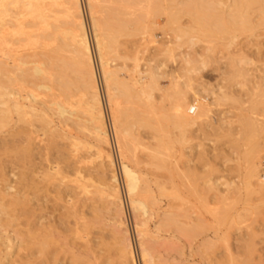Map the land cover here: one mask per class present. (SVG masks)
Listing matches in <instances>:
<instances>
[{
    "label": "rangeland",
    "instance_id": "1",
    "mask_svg": "<svg viewBox=\"0 0 264 264\" xmlns=\"http://www.w3.org/2000/svg\"><path fill=\"white\" fill-rule=\"evenodd\" d=\"M79 3L88 34V40L91 45L94 61L96 63L93 33L91 23L89 21L88 0H79ZM219 4L220 2L217 3L215 1L210 3L201 1L188 2V0H92V9L94 8L92 11H94V18H96L95 20L98 27V38L100 37L99 40L101 39L100 41L103 46L104 43L110 41L108 42L110 46L107 44L105 45L109 47V49H106V47L103 48V54L104 59L108 60L107 63L109 70L115 74V87H112L111 93L113 95V99L115 98L114 103L116 110H120L123 114L121 127L123 126L122 128L127 130V135H122L124 139L126 138V141H122L123 139L121 140L124 143L123 144L120 142L116 132H114L116 131V128L112 116L113 114L111 113L109 105H107L104 87L102 86L103 84L100 82L101 80L98 76L99 97L101 100L102 114L109 143V145L102 146V149L106 154H110L113 161V168L117 177V184L121 197L120 199L123 204V216L124 221L126 222L125 227L127 233L129 234V239L134 247L135 264H142L138 251V238L134 232L135 223L145 220L146 224L143 229L147 235L145 238L147 242L144 244L152 259L151 264H264V173H262L264 172V19L260 18L263 15L260 16V12L257 10L258 7L255 5V7H251L252 9H247V11H250L248 13H246L247 11L244 9V13L247 14L245 15L240 11L238 4L234 5L230 4V2L221 3L222 5ZM242 9L243 8H241V10ZM242 14L244 17L240 16ZM166 15L169 16L170 19H172V16L174 15V22H171L172 20H169V17ZM119 20H122L123 22ZM202 20H205L204 22L206 24ZM244 21H246V23H244ZM170 23H173L172 26ZM257 24H261L262 26H257ZM225 26L227 27L225 28ZM208 27H211V30ZM222 27L224 28V31ZM197 28L199 29L197 30ZM177 30H179L180 33L177 32L176 35L175 31ZM209 32H212L213 35L209 34ZM208 34L209 36H207ZM103 35H105V38ZM177 37H179V39H177ZM17 49L18 48H16V50ZM19 49L17 50L18 52L21 50ZM36 51L37 53L39 52V50ZM21 52L23 60L33 59L32 51L23 52L21 50ZM1 56L2 55L0 53V58ZM188 61L189 64H187ZM135 63L138 65L137 68H135ZM241 69H244L243 71L248 75L246 76L248 79L245 78V81L243 78L239 77V72L237 73L238 75L235 73ZM151 71H155L153 72L156 75L154 76L155 82H153L155 85H153L152 82L150 83V80H148V74L150 73L151 75ZM184 71H188L186 72V75ZM133 80H135V83ZM119 84H124L130 89L131 95L126 96L128 98H126L125 95L123 96L122 93H119V91L122 92V89L116 86ZM151 84L153 85L152 87ZM240 84L243 85L241 86ZM17 86H13L14 88L10 87V89L6 91L8 94H12L13 92V94H15V96L12 94L7 98L13 99V97H16L19 100L21 97L20 101L22 103V98L27 96L26 93H30L32 88H30V86H28V89L27 86ZM148 86H150V88H147ZM242 88H244V90ZM244 91L245 93H243ZM16 93L19 95L17 96ZM179 94L186 96V100L189 105H192L196 99L197 105L202 104L208 109V112L206 108L202 110V116L199 120H197V125L186 127L184 130L181 129V131L178 128V122H176L175 126V117H172L175 115L174 109H172L174 100H170L175 98L178 99L180 97ZM44 96L45 95L40 93L37 97L38 99L36 100L37 103L32 102L29 104L26 103L29 102V99H24L23 104H26V107H28V105L33 106L34 111L38 114V112L40 113L42 110V102L48 100L46 99V96ZM78 96H76V99H72L74 103L78 101V98L80 97ZM231 97H233V99ZM234 97L237 99L240 98V102L238 100L236 101ZM232 100H234L235 103ZM149 101L150 103H148ZM148 104H151L153 107H151V111H149L151 105ZM243 107L246 108L244 109ZM74 109H77L78 113L81 110L79 107H76V105L73 110ZM185 109V114L188 117H192V115L190 116L187 114V108ZM251 109H254V111ZM77 110H74V116L72 115L69 118L67 117V120L63 122L58 118L56 119L55 115L49 113L48 120H51L49 127H52L54 130V135H60L61 138H59L60 140H55V144H58V146H53V149L50 148L51 151H47L49 147L46 146L48 145L46 143L50 140L48 139L50 135L47 132L45 134H48L49 136L43 135V132L45 131L43 125L39 124L40 122L34 119V121H32V128H28L32 131L34 130V134L38 135V138L42 143L37 145L35 142L36 146L39 147L32 150L31 145H29L30 147H26L27 144L24 142L25 140L22 138L23 136L19 137L16 134L20 126L22 127L23 125L15 122V116L12 115L8 125H6V127L4 126L5 128L3 127L0 129V141L4 139V141L6 140L9 144L12 139L11 143L7 145L9 152L2 157V160L5 161L2 162L3 166L5 163L4 168L7 174L6 177H8L6 182L9 188L12 189L10 192L21 191L23 195L28 196L27 198L30 201L28 207L30 210L33 209L32 211L35 212H33L34 215L32 217L30 216L29 220L33 219L36 224L39 222L42 223L43 232L45 234L48 232L47 237L49 239H46L49 241L46 244L50 245H48V247L44 246L43 248L47 247L45 252H47V254L49 253V256L45 257L44 255H39L40 253H38V251L42 250V247L40 248V246H35L36 251H34L35 249H33V251L34 253L36 252V254L33 258V264H62V262L63 264H83L76 259L77 257L74 256H79L81 254L84 255L86 252V255L90 257L91 261L94 259L96 260V264H118L117 254L113 251L112 247L113 239L115 237L114 229L116 227V220L113 219L114 212H111L112 209L109 210V208L112 207L106 203V201H103V204H99L100 202L102 203V201L99 200L96 194L97 190H101L102 188V185L98 183L95 176L96 171L98 170L97 168H99V162L98 160L95 161L94 157H92L98 143L95 140L94 134H92L91 127L88 124L86 125L83 123L85 121L82 119H84L85 116H81L82 114H79V117L76 113ZM243 110L246 111L244 112ZM196 113L197 111L195 114ZM245 113L254 121V123L255 119L256 122L258 120V122L255 123L256 125L259 123V126H256L259 132H257V139L255 138L259 150L256 148V153H258V155L256 154L255 159H252V162L254 160L259 164V166H257V170L259 172L257 173V179L251 180V186L248 187L249 189H246V184H244L245 180H243V173H245V169L247 168L246 163L249 162L248 160H251L247 157V152L250 147H248V145L246 146L243 135H241L242 128L239 121L241 115H245ZM152 114L154 115L151 116ZM236 118H239V120H236ZM148 120L149 122H154V124H156H153L155 126L153 129L145 126L144 123ZM172 120H174V122ZM177 120L176 116V121ZM14 125L19 128H16ZM75 125L78 126L76 127ZM158 126L159 129L157 128ZM11 128L13 129L11 130ZM157 131L161 136L156 135ZM41 134L43 137H41ZM35 135H33V137H35ZM235 135L237 137H234ZM237 138L239 141H237ZM14 140L19 141L14 143ZM120 143L123 145H120ZM1 145L2 144H0V147ZM125 145L128 146V149ZM44 146L48 148L45 149ZM123 146L128 151L127 154L129 157L127 156V163L130 162L129 165L134 167L139 178L140 188L137 196L139 199L144 200L148 207L146 212L147 217H144L145 219H142L138 215L136 218L131 208L128 206V195L125 194V185L122 182L124 180L122 179V175L119 170L120 162H126L122 157V150H120L121 147L124 148ZM56 147H61V150L59 148L56 149ZM25 148H29L31 153L29 152V154L24 152L27 151ZM45 151L47 153H45ZM55 151H60L68 155L70 154L73 159L77 156H84V158H89L91 156L93 161H88V166L86 164L87 167H90L88 169L91 170V172L89 171V175L91 176H86L84 173L81 174L82 176H85L83 182L90 185L88 188V191L90 192L88 200L87 197H83L75 189L74 180L76 175L73 172L64 173L63 171L65 170L62 169L63 165L60 163L56 164L59 169L61 168L63 170L62 171L60 169V171H62L60 175L64 176V180H62L63 182L59 180V175L57 176L59 177V181L56 180L54 182L49 181L50 183H45L46 178L44 177V174L47 171V168L53 164V160H55L53 162L57 161L56 158L58 157V152ZM259 152L261 153L260 155ZM154 153L157 157L156 160L154 158ZM160 160L166 162L165 169L156 168L155 164L157 161L160 162ZM9 162H12L11 165ZM58 165L62 167H59ZM21 174H25L24 176H26V180H24L25 184L21 182L22 179L19 180ZM258 179L263 180L261 182ZM61 182L64 185L61 184ZM215 182L218 184L216 185V188L214 186ZM226 183L229 184L227 185ZM7 184L4 183L3 185L6 186ZM3 185L1 184L0 188H3ZM66 186H68V188H65ZM62 190H65L71 197V206L58 199L61 196L59 194L63 193ZM62 196L64 197V194ZM233 196H237L239 200L237 197L236 200L239 202H236ZM91 200L93 202L90 203ZM235 202L237 205H234ZM218 203L220 205H214ZM94 204H96V206H94ZM32 206L35 209L32 208ZM222 206L227 207L224 209ZM244 206L248 207V210H246V207L243 209ZM63 207H67L68 209L75 207L79 211V224H84L90 221V218L92 219V216L89 214L90 211L92 213L94 209L100 210L98 216V219L100 220L97 219L98 221H94L96 222L93 224L95 226L92 225L91 229L88 231V246L78 240V237H73L74 234L72 232V234L70 231L69 233H66L65 226L59 223L64 212ZM42 211L44 213H42ZM188 218L190 219L188 220ZM20 219L18 222L24 223L25 220H22V218ZM168 219L171 221H168ZM72 220L73 219H70V222H72ZM188 221L190 223H188ZM25 228L26 227L21 226L16 227L15 229H0V255L4 254V256H7V259L4 261L5 263L21 264L20 261L26 256L28 249L15 250L12 248L17 244V240L15 241L13 239L15 241L13 242L12 232L10 233L12 230L17 231V229L22 230ZM71 228L72 226H70L69 229ZM55 229H57V231ZM49 232L51 233L49 234ZM10 235L12 237H10ZM9 239L11 240L10 243ZM70 239H72V243H68ZM69 244H71V247ZM89 249L90 251H88ZM93 255H96L97 257L95 256V258Z\"/></svg>",
    "mask_w": 264,
    "mask_h": 264
},
{
    "label": "bare ground",
    "instance_id": "2",
    "mask_svg": "<svg viewBox=\"0 0 264 264\" xmlns=\"http://www.w3.org/2000/svg\"><path fill=\"white\" fill-rule=\"evenodd\" d=\"M120 1V0H119ZM125 1V0H124ZM129 1V0H128ZM136 1V0H135ZM140 1V0H138ZM146 1V0H145ZM150 1V0H149ZM152 1V0H151ZM157 1V0H156ZM189 1H201V2H210L213 3L214 1L219 3H226V2H230V4H238L240 7V11L242 13H244V11L247 9H252L251 7H258V11L260 12V18L264 19V0H188ZM106 2V1H105ZM111 2V1H110ZM139 3V2H138ZM186 3V2H185ZM105 4V3H104ZM101 4V5H104ZM115 4V3H114ZM154 4V3H153ZM173 4V3H172ZM182 4V3H181ZM188 4V3H186ZM195 4V3H194ZM219 4V5H220ZM136 5V4H135ZM138 5V4H137ZM184 5V4H183ZM192 5V4H189ZM188 5V6H189ZM208 5V4H207ZM222 5V4H221ZM225 5V4H224ZM227 5V4H226ZM237 5V6H238ZM255 5V6H254ZM106 6V5H105ZM113 6V5H111ZM119 6V5H118ZM236 6V7H237ZM117 7V6H116ZM120 7V6H119ZM125 7V6H124ZM131 7V6H130ZM224 7V6H223ZM234 7V6H231ZM250 7V8H249ZM88 8H89V17H90V23H91V28H92V33H93V40H94V50L96 52V63L94 61V57H93V53L91 50V45L89 43L88 40V34H87V30L85 27V22L83 21V17H82V13H81V8H80V3L79 0H0V53H1V58H0V129H2L4 126L6 127V125H8L9 121L11 120V116H15L16 117V123H21L23 126L20 128L16 127V125H14L16 128H19L17 130V135L22 138H24V142L27 144L26 147H30L29 145H31V150L39 147L36 146L38 144H41V140L38 138V135L34 134V130H30L29 128L31 126H33V122L34 120L40 122L39 124L43 125L45 131L43 132V135H50V137L48 139V142L46 144V146L49 147V149H47V151H51L50 148L53 149V146H58V144H55V140L60 138V135H54V130L52 129V127L50 128V121L48 120V115L49 113H51L52 115L56 116V119L58 118L60 121H66L67 117H71L72 115L74 116L75 111L77 109L73 108L75 107H79L80 112L78 113L77 110V114L81 115V116H85L84 120L86 125L88 124L91 127V131L92 134H94L95 136V140L97 141L98 145L97 147H95V150L92 154V157H94V160H98V165L99 168H97L98 170L96 171V179L98 181V183L100 185H102L101 190H97L96 194L99 198V200L102 201V203L100 202L99 204H103V201H106V203H108L112 208L111 212H114V216L113 219H115V229H114V233H115V237L113 239V251H115V253L117 254V260H118V264H135V255H134V247L133 244L131 242V240L129 239V234L127 233L125 224L126 222L124 221V216H123V207H122V202H121V197L119 194V189H118V181H117V177L113 168V161L112 158L110 156V154H106L104 152V150L102 149V146L105 145H109L108 143V135L105 129V124H104V119H103V114H102V108H101V100L99 97V84H98V76H99V80L104 87V93L106 96V101H107V105H109V108L111 109V113L113 114V119H114V123H115V130L114 132H116V134L118 135V138L120 139V142L122 141H126L122 135L126 134V129L121 127L122 124V119H123V114L120 110H116L115 108V103L113 99V95L111 93L112 87L115 85L114 84V79H115V74H113L109 68H108V60L104 59V54H103V48L106 47V49L109 47L105 46L106 44L108 46L110 41H106L107 43L103 44L101 43V39L99 40L98 35H97V24H96V18H94V11H92V0H88ZM103 8V7H102ZM105 8V7H104ZM112 8V7H111ZM128 8V7H127ZM134 8V7H133ZM132 8V9H133ZM151 8V7H150ZM174 8V7H173ZM185 8V7H184ZM215 8V7H214ZM241 8H243L241 10ZM140 9V8H139ZM149 9V8H147ZM239 9V8H238ZM245 9V10H244ZM101 10V9H100ZM123 10V9H121ZM198 10V9H197ZM207 11H209L208 9H206ZM214 10V9H212ZM230 10V9H229ZM232 10V9H231ZM110 11V10H109ZM108 11V12H109ZM117 11V10H115ZM140 11V10H138ZM233 11V10H232ZM106 12V11H105ZM112 12V11H111ZM151 12V10H150ZM158 12V11H157ZM156 12V13H157ZM196 12V11H195ZM212 12V11H211ZM238 12V11H237ZM250 11H247L246 13H248ZM133 13V12H132ZM131 13V14H132ZM175 13V12H174ZM227 13V12H226ZM231 13V12H230ZM246 13H244L245 15H247ZM262 13V14H261ZM103 14V13H102ZM172 14V13H171ZM177 14V11H176ZM191 14V13H190ZM235 14V13H234ZM136 15V14H135ZM170 15V14H168ZM179 15V14H178ZM231 15V14H230ZM108 16V14H107ZM131 16V15H130ZM129 16V17H130ZM142 16V14H141ZM167 16V15H166ZM174 16V15H173ZM173 16L172 19H170L169 16V20L173 21ZM211 16V15H210ZM216 16V15H215ZM220 16V15H219ZM242 17V15H240ZM128 17V18H129ZM146 17V16H145ZM166 17V18H167ZM103 18V17H102ZM122 18V16H121ZM131 18V17H130ZM138 18V17H137ZM141 18V17H140ZM144 18V17H143ZM142 18V19H143ZM192 18V17H191ZM227 18V17H226ZM238 18V16H237ZM236 18V19H237ZM246 18V17H245ZM109 19V18H108ZM124 19V18H123ZM122 19V20H123ZM127 19V18H126ZM146 19V18H145ZM153 19V18H152ZM177 19V18H176ZM205 19V18H204ZM214 19V18H213ZM219 19V18H218ZM222 19V18H221ZM249 19V17H248ZM107 20V18H106ZM114 20V19H113ZM118 20V19H117ZM116 20V21H117ZM119 20V21H122ZM130 20V19H129ZM168 20V19H167ZM168 20V21H169ZM109 21V20H108ZM112 21V20H111ZM118 21V22H119ZM139 21V20H138ZM195 21V20H194ZM201 21V20H200ZM203 22L205 20H202ZM216 21V20H214ZM104 22V21H103ZM123 22V21H122ZM167 22V21H166ZM170 22V21H169ZM199 22V21H198ZM202 22V24H203ZM229 22V21H228ZM133 23V22H132ZM139 23V22H138ZM141 23V22H140ZM190 23V22H189ZM200 23V22H199ZM205 23V22H204ZM216 23V22H215ZM242 23V21H241ZM244 23H246V21H244ZM248 23V22H247ZM257 23V22H256ZM255 23V24H256ZM259 23V22H258ZM111 24V23H110ZM129 24V23H128ZM134 24V23H133ZM142 24V23H141ZM140 24V25H141ZM166 24V23H165ZM171 24V23H170ZM173 24V23H172ZM171 24V26H172ZM206 24V23H205ZM209 24V23H208ZM253 24V23H252ZM262 24V23H261ZM261 24H257V26H262ZM132 25V24H131ZM139 25V24H138ZM204 25V24H203ZM211 25V24H210ZM209 25V26H210ZM225 25V24H224ZM247 25V24H246ZM109 26V25H108ZM128 26V25H127ZM126 26V27H127ZM133 26V25H132ZM136 26V25H135ZM163 26V25H162ZM181 26V25H180ZM216 26V25H215ZM221 26V25H220ZM112 27V26H111ZM150 27V26H149ZM227 26H225L226 28ZM242 27V26H241ZM115 28V26H114ZM119 28V27H118ZM137 28V27H136ZM146 28V27H145ZM154 28V27H153ZM152 28V29H153ZM209 28V27H208ZM211 28V27H210ZM209 28V29H210ZM214 28V27H212ZM223 28V27H222ZM229 28V27H228ZM254 28V27H253ZM111 29V28H110ZM125 29V27H124ZM138 29V28H137ZM151 29V28H149ZM167 29V27H166ZM177 29V28H176ZM199 28H197L198 30ZM206 29V28H205ZM246 29V28H245ZM248 29V28H247ZM250 29V28H249ZM100 30V29H99ZM102 30V28H101ZM129 30V29H128ZM127 30V31H128ZM163 30V29H161ZM174 30V29H173ZM182 30V29H181ZM211 30V29H210ZM216 30V27H215ZM243 30V29H242ZM111 31V30H110ZM130 31V30H129ZM132 31V29H131ZM200 31V30H199ZM219 31V30H218ZM224 31V28H223ZM239 31V30H238ZM106 32V31H104ZM146 32V31H145ZM176 35L177 32L180 33L179 30L175 31ZM174 32V33H175ZM184 32V31H183ZM197 32V31H196ZM203 32V31H202ZM201 32V33H202ZM220 32L222 33V31L220 30ZM219 32V34H220ZM234 32V31H233ZM225 33V32H224ZM239 33V32H238ZM242 33V32H241ZM247 33V32H246ZM110 34V33H109ZM118 34V33H117ZM144 34V33H143ZM146 34V33H145ZM185 34V32H184ZM209 34H212V32H209ZM209 34L207 36H209ZM230 34V33H229ZM232 34V33H231ZM108 35V34H106ZM114 35V34H113ZM122 35V34H121ZM180 35V34H179ZM178 35V36H179ZM213 35V34H212ZM211 35V36H212ZM102 36V35H101ZM105 38V35H103ZM120 36V35H119ZM204 36V35H203ZM226 36V35H225ZM107 37V36H106ZM108 38V37H107ZM114 38V37H113ZM215 38V37H214ZM218 38V37H216ZM220 38V37H219ZM177 39H179V37H177ZM182 39V38H181ZM199 39V38H198ZM226 39V38H225ZM103 40V39H102ZM107 40V39H105ZM111 41H113L112 39H110ZM185 41V40H184ZM189 41V40H188ZM198 41V40H197ZM115 42V41H114ZM195 43V42H194ZM112 45V44H111ZM188 45V44H187ZM231 45V44H230ZM113 46V45H112ZM177 47V46H176ZM189 47V46H188ZM16 48H20L23 52H28V51H32L33 55L31 60H23V56H21L22 52L20 50V52H18L16 50ZM111 48V47H110ZM208 49V48H207ZM36 50H39V52L37 53ZM205 50V49H204ZM110 51V50H109ZM108 51V52H109ZM178 51V50H177ZM36 52V53H35ZM20 53V54H19ZM111 53V52H110ZM180 53V52H179ZM181 55V54H180ZM184 55V54H183ZM198 55V54H197ZM182 56V55H181ZM195 57V56H194ZM243 57V56H242ZM106 58V57H105ZM201 58V57H200ZM231 58V57H230ZM241 58V57H239ZM246 59V58H245ZM250 60V59H249ZM253 60V59H252ZM183 61V60H182ZM181 61V62H182ZM197 61V60H196ZM230 61V60H229ZM242 62V61H241ZM234 63V62H233ZM252 63V62H251ZM189 64V61L188 63ZM240 64V63H239ZM249 64V63H248ZM196 65V64H194ZM137 64L135 63V68H137ZM182 66V65H181ZM187 67V66H186ZM230 67V66H229ZM155 68V67H153ZM152 68V69H153ZM183 68V67H182ZM234 68V67H233ZM232 68V69H233ZM133 69V68H132ZM149 69V68H148ZM156 69V68H155ZM239 69V68H238ZM135 70V69H134ZM151 70V69H150ZM154 70V69H153ZM158 70V69H157ZM156 70V72H157ZM230 70V69H229ZM244 70V69H243ZM242 69L239 71L234 70V72L237 74L238 72L239 77L243 78L245 81V78L247 75L246 72H244ZM246 70V68H245ZM248 70V69H247ZM121 71V70H119ZM241 71V72H240ZM139 72V71H138ZM151 75L150 73L148 74V80H150L149 82L153 84L154 81V76H156L153 72L155 71H151ZM186 72L188 71H184L185 75ZM137 73V72H136ZM246 73V74H245ZM146 74V73H145ZM235 74V75H236ZM126 75V73H125ZM139 75V74H138ZM137 75V77H138ZM228 75V73H227ZM238 75V74H237ZM147 76V75H146ZM159 76V75H158ZM225 76V75H224ZM234 76V75H233ZM250 76V75H249ZM130 77V76H129ZM236 77V76H235ZM238 77V78H239ZM187 78V77H186ZM240 78V79H241ZM123 79V78H122ZM146 79V78H145ZM182 79V77H181ZM248 79V78H246ZM124 80V79H123ZM132 80V79H131ZM231 80V79H230ZM135 80H133L134 82ZM243 81V80H242ZM248 81V80H247ZM250 81V80H249ZM116 82V81H115ZM132 82V83H133ZM119 83V82H118ZM135 83V82H134ZM133 83V84H134ZM143 83V82H142ZM236 83V82H235ZM259 83V82H257ZM261 83V82H260ZM117 84V83H116ZM131 84V83H129ZM151 87L155 84L152 85ZM190 84V83H189ZM237 84V83H236ZM252 84V83H251ZM27 86V89L29 88L28 86H30V88H32V91L30 93H26L27 96L23 97L22 99H29V102L26 103H32V102H36L37 103V97L39 96L40 93H42V95L46 96V99H48L45 102H42V110L38 114L34 111L33 106L28 105V107H26L23 104V100L22 103L20 101V99L18 100L16 97L13 99L12 98H7L8 96L10 97L12 94H8L6 93V91H8L10 89V87L13 86ZM137 85V84H136ZM150 85V84H149ZM179 85V84H178ZM241 86L243 84H240ZM239 85V86H240ZM258 85V84H257ZM17 86V87H18ZM118 87H120L122 89V92L119 91V93H122L123 96H129L131 95V91L129 88H127L126 85L124 84H119L116 85ZM176 86V85H175ZM184 86V85H183ZM189 86V85H188ZM245 86V85H244ZM115 87V86H114ZM187 87V86H185ZM14 88V87H13ZM147 88H150V86H148ZM191 88V87H190ZM237 88V87H236ZM248 88V87H247ZM252 88V87H251ZM12 89V88H11ZM117 89V87H116ZM134 89V88H133ZM152 89V88H151ZM228 89V88H227ZM230 89V88H229ZM244 90V88H242ZM250 89V88H248ZM257 89V88H256ZM262 89V88H261ZM14 90V89H13ZM12 90V91H13ZM115 90V89H114ZM181 90V89H180ZM189 90V89H188ZM225 90V89H224ZM242 91V90H241ZM11 92V91H10ZM37 92V93H36ZM40 92V93H39ZM146 92V91H145ZM178 92V91H176ZM36 93V94H35ZM39 93V94H38ZM117 93V94H119ZM140 93V92H139ZM245 93V91L243 92ZM186 94V93H185ZM230 94V93H229ZM228 94V95H229ZM237 94V93H236ZM259 94V93H258ZM15 96V94H13ZM17 95V93H16ZM19 95V94H18ZM17 95V96H18ZM21 95V94H20ZM80 97H79V96ZM133 95V94H132ZM167 95V94H166ZM44 96V97H45ZM78 96V101L76 103H74L72 101V99H76ZM139 96V95H138ZM146 96V94H145ZM179 98L176 99H170V100H174V103L172 105V109H174V116H172L173 118L175 117V126H176V122H178V128L181 131L184 130L186 127H192L194 125L198 124V121L201 116H202V110H204L206 107H204V105L199 104L197 105V100L195 99L194 103L192 105H189V103L186 100V96L179 94ZM115 97V96H114ZM136 97V95H135ZM236 97V96H235ZM234 97V98H235ZM7 98V99H6ZM43 98V97H42ZM121 98V97H119ZM124 98V97H123ZM128 98V97H126ZM130 98V97H129ZM138 98V97H137ZM136 98V99H137ZM151 98V97H150ZM217 98V97H216ZM233 99V97H231ZM238 98V96H237ZM235 98V100L239 101V99ZM246 98V97H245ZM220 99V98H219ZM224 99V98H222ZM244 99V98H243ZM129 100V99H128ZM146 100V98H145ZM217 100V99H216ZM215 100V101H216ZM125 101V100H124ZM141 101V100H140ZM219 101V100H218ZM234 102V100H232ZM231 101V103H232ZM242 101V100H241ZM261 101V100H260ZM25 102V101H24ZM40 102V100H39ZM131 102V101H130ZM144 102V101H143ZM168 102V101H167ZM171 102V101H170ZM240 102V101H239ZM247 102V101H246ZM244 102V103H246ZM133 103V102H131ZM140 103V102H139ZM150 103V101L148 102ZM158 103V102H157ZM172 103V102H171ZM217 103V102H216ZM229 103V102H228ZM235 103V102H234ZM35 104V103H34ZM126 104V103H125ZM147 104V103H146ZM159 104V103H158ZM230 104V103H229ZM253 104V103H252ZM255 104V103H254ZM40 105V104H39ZM120 105V104H119ZM138 105V104H137ZM151 105V104H148ZM136 106V104H135ZM139 106V105H138ZM146 106V105H145ZM154 106V105H153ZM233 106V105H232ZM237 106V104H236ZM239 106V105H238ZM253 106V105H252ZM143 107V106H142ZM148 107V106H147ZM152 105L150 106V110H152ZM257 107V106H256ZM29 108V111H28ZM118 108V107H117ZM126 108V107H125ZM149 108V107H148ZM185 108H187V114H189L190 116L192 115V117H188L185 114ZM203 108V109H202ZM240 108V107H239ZM244 108V107H243ZM246 108V107H245ZM244 108V109H245ZM250 108V107H249ZM27 109V110H26ZM147 109V108H146ZM160 109V108H159ZM207 109V108H206ZM238 109V108H236ZM126 110V109H125ZM252 110V109H251ZM191 111H193V113H191ZM197 111V113L195 114V112ZM206 111V110H205ZM234 111V110H233ZM238 111V110H236ZM244 111V110H243ZM246 111V110H245ZM244 111V112H245ZM254 111V109L252 110ZM257 111V110H256ZM170 112V111H168ZM208 112V109H207ZM239 112V111H238ZM258 112V111H257ZM262 112V111H261ZM255 113V112H253ZM264 113V112H263ZM166 114V112H165ZM173 114V113H172ZM205 114V112H204ZM235 114V113H234ZM76 115V116H78ZM79 115V117H80ZM132 115V114H131ZM130 115V116H131ZM154 114H152L151 116H153ZM194 115V116H193ZM253 115V114H252ZM54 116V117H55ZM142 116V115H141ZM157 116V115H156ZM176 116H177V121H176ZM53 117V116H52ZM147 118V117H146ZM34 119V120H33ZM78 119V118H77ZM126 119V118H125ZM130 119V118H129ZM149 119V118H148ZM157 119V118H156ZM232 119V118H230ZM258 119V118H257ZM128 120V119H127ZM235 120V119H234ZM236 120H239V118ZM235 120V121H236ZM35 121V122H36ZM77 121V120H76ZM156 121V120H155ZM174 122V120H172ZM171 121V122H172ZM240 125L242 128V132L241 135H243V139L244 142H246V146L248 145V147H250L248 149L247 152V157L249 162L246 163L247 164V168L245 169V173L244 174V179L245 180L244 184H246V189H249L248 187L251 186V180L252 179H257V173L259 172L257 169V166H259V164L252 159H255L256 154L258 155V153H256V148L257 147V132L258 128L256 127L257 125L255 123L256 119H255V123L254 121L245 113V115H241L240 118ZM238 121V122H239ZM37 122V123H38ZM145 122V121H144ZM170 122V124H171ZM172 122V123H173ZM260 122V120H259ZM36 123V124H37ZM125 123V122H124ZM166 123V121H165ZM226 123V122H225ZM235 123V122H234ZM15 124V123H14ZM63 124V123H62ZM80 124V123H79ZM126 124V123H125ZM145 126L148 128H154L156 124H154V122H149L146 121ZM154 124V125H153ZM19 125V124H18ZM26 125V126H24ZM172 125V124H171ZM239 125V126H240ZM13 126V127H14ZM76 126V125H75ZM74 126V127H75ZM78 126V125H77ZM76 126V127H77ZM162 126V124H161ZM226 126V125H225ZM230 126V125H229ZM236 126V125H235ZM237 126V127H239ZM259 126V125H258ZM4 127V128H5ZM29 127V128H28ZM41 127V126H40ZM41 127V128H43ZM131 127V126H130ZM165 127V126H164ZM228 127V126H226ZM231 127V126H230ZM15 128V129H16ZM32 128V127H31ZM113 128V127H112ZM159 129V126L157 127ZM240 128V127H239ZM13 128H11L12 130ZM39 129V128H38ZM81 129V128H80ZM90 129V128H89ZM163 129V128H162ZM229 129V128H228ZM9 130V129H8ZM10 130V131H11ZM114 130V129H113ZM236 130V129H235ZM240 130V129H239ZM16 131V130H15ZM82 131V130H81ZM85 131V130H84ZM159 131V130H158ZM156 135H160V133H158ZM179 131V132H180ZM238 131V130H237ZM14 132V131H12ZM48 134H45V133ZM165 132V131H164ZM240 132V131H239ZM14 133V134H15ZM38 133V132H37ZM162 133V130H161ZM182 133V132H181ZM243 133V134H242ZM263 133V132H262ZM59 134V132H58ZM240 134V133H239ZM261 134V133H260ZM33 135H35V137H33ZM42 135V134H41ZM43 135L41 137H43ZM48 135V136H49ZM64 135V134H63ZM125 135V136H126ZM152 135V133H151ZM231 135V134H230ZM229 135V136H230ZM129 136V135H128ZM161 136V135H160ZM166 136V135H164ZM259 136V135H258ZM232 137V136H230ZM234 137H237L236 135ZM240 137V136H239ZM242 137V136H241ZM38 138V139H37ZM63 138V137H62ZM256 138V139H255ZM7 139V138H5ZM10 139V138H9ZM14 139V138H13ZM61 139V138H60ZM59 139V140H60ZM123 139V140H122ZM180 139V138H179ZM234 139V138H233ZM238 139V138H237ZM122 140V141H121ZM4 139L2 141H0L1 147H0V185L6 183L7 184V178L6 177V172H5V163L3 166V162L4 160H2V157L4 155H6L9 152V148L7 145H9L12 141H10V143L8 144V142H6V140L4 141ZM15 141V140H14ZM13 141V142H14ZM19 140H16L14 143H16ZM23 141V140H22ZM67 141V140H66ZM166 141V140H165ZM183 141V140H182ZM239 141V139L237 140ZM241 141V139H240ZM258 141V140H257ZM36 142V143H35ZM44 142V141H43ZM129 142V141H127ZM116 143V142H115ZM123 143V142H122ZM122 143H120V145H123ZM133 143V142H132ZM175 143V142H174ZM181 143V142H180ZM241 143V142H240ZM13 144V143H12ZM35 144V145H34ZM55 144V145H53ZM129 144V143H128ZM242 144V143H241ZM69 145V144H68ZM117 145V144H116ZM127 145V144H126ZM125 145V146H126ZM132 145V144H131ZM135 145V144H134ZM157 145V144H156ZM155 145V146H156ZM169 145V144H168ZM244 145V144H243ZM264 145V144H263ZM237 146V145H236ZM262 146V145H261ZM10 147V146H9ZM21 147V146H20ZM45 147V146H44ZM48 147H45L48 148ZM62 147V146H61ZM60 147V148H61ZM66 147V145H65ZM124 147V146H123ZM128 146H126L127 148ZM172 147V146H171ZM59 148V147H58ZM56 147V149H58ZM59 148V149H60ZM107 148V146H106ZM122 148V147H121ZM120 150H122V157L126 162H120V172L122 175V179L124 181H122L125 185V190L126 193L128 195V206L131 208L134 216L137 218V215L139 217H141L142 219H145L144 217L146 216V212H147V204L146 202H144V200H141L138 198L137 193L139 190V178L137 175L136 170L134 169V167H132L129 163H127L128 161V154H127V149L124 147ZM160 148V147H158ZM244 148V147H243ZM16 149V146H15ZM23 149V148H22ZM38 149V148H37ZM43 149V148H41ZM55 149V148H54ZM76 149V148H75ZM119 149V148H118ZM126 149V151H125ZM24 152L27 153H31V150L28 148H25ZM61 150V149H60ZM132 150V149H131ZM161 150V149H160ZM170 150V149H169ZM259 150V148L257 149ZM22 151V150H21ZM36 151V150H35ZM54 151V150H53ZM68 151V150H67ZM154 151V150H153ZM157 151V150H156ZM171 151V150H170ZM44 152V151H43ZM58 152V159L56 158V162H53L55 160L52 161V165H50V167L47 168V171L44 174V177L46 178V182H54L56 180H58V178L60 177L59 180H64V176L60 175L61 172L63 171L62 169H64L65 171H63L64 173H69V172H73L76 175V178L74 180V184H75V189L83 196V197H87L88 200V195H90V192L88 191V188L90 187V185H87L83 182L84 177L81 174L84 173L86 174V176H91L89 175V173L91 172V170H89L87 167L89 163L88 161H93L91 156L89 158H84L83 157H75L74 159L71 157V155L69 154H65L62 153L60 151H55ZM60 152V153H59ZM71 152V151H70ZM78 152V151H77ZM152 152V151H151ZM150 152V153H151ZM163 152V151H162ZM261 152V151H260ZM259 152V155L261 154ZM26 153V154H27ZM29 153V154H30ZM45 153H47L45 151ZM44 153V154H45ZM51 153V152H50ZM153 153V152H152ZM238 153V152H237ZM264 153V152H263ZM13 154V153H12ZM23 154V153H22ZM90 154V155H91ZM246 154V153H245ZM9 155V154H8ZM11 155V154H10ZM16 155V154H15ZM28 155V154H27ZM33 155V154H32ZM130 155V154H129ZM154 158L156 160V154L154 153ZM165 155V154H164ZM236 155V154H235ZM19 156V155H17ZM24 156V154H23ZM46 156V155H45ZM56 156V153H55ZM89 156V155H88ZM120 156V155H119ZM118 156V157H119ZM128 156V157H127ZM26 157V156H25ZM150 157V156H149ZM162 157V156H161ZM167 157V156H166ZM165 157V158H166ZM246 157V156H245ZM259 157V156H258ZM7 158V157H6ZM14 158V157H13ZM29 158V157H27ZM91 158V160H90ZM11 159V158H9ZM21 159V158H20ZM43 159V158H42ZM167 159V158H166ZM245 159V158H244ZM258 159V158H257ZM6 160V159H5ZM8 160V159H7ZM158 160V159H157ZM168 160V159H167ZM14 161V160H13ZM12 161V162H13ZM19 161V160H18ZM48 161V160H47ZM130 161V160H129ZM133 161V160H132ZM258 161V160H257ZM5 162V161H4ZM7 162V161H6ZM11 162V163H12ZM21 162V161H20ZM10 163V162H9ZM10 163V165H11ZM50 163V162H49ZM60 163L63 165V168L61 169L62 171H60V169L57 167V164ZM133 163V162H132ZM166 162L165 161H161L160 162H156L155 166L156 168H160V169H165L166 168ZM168 163V162H167ZM17 164V163H16ZM87 164V166H86ZM245 164V163H244ZM23 165V164H21ZM49 165V164H48ZM59 166V165H58ZM154 166V167H155ZM245 166V165H244ZM8 167V166H7ZM18 167V166H17ZM22 167V166H20ZM19 167V168H20ZM62 167V166H59ZM245 168V167H244ZM18 169V168H17ZM22 170V169H21ZM90 171V172H89ZM156 171V170H155ZM166 171V170H165ZM164 171V172H165ZM174 171V170H173ZM167 172V171H166ZM175 172V171H174ZM170 173V172H168ZM264 173V172H262ZM41 174V173H40ZM173 174V173H172ZM25 175V174H24ZM23 174H21L20 179H22V183H24V180H26V176H24ZM33 175V174H31ZM42 175V174H41ZM60 175V176H59ZM59 176V177H57ZM171 176V175H170ZM263 176V175H262ZM10 177V176H9ZM13 177V176H12ZM57 177V179H56ZM181 177V176H180ZM169 178V177H168ZM183 178V177H182ZM195 178V177H194ZM31 179V178H30ZM33 179V178H32ZM173 179V178H172ZM43 180V181H45ZM58 180V181H59ZM260 180V179H258ZM263 180V179H262ZM262 180H260L262 182ZM14 181V180H13ZM17 181V180H16ZM42 181V182H43ZM189 181V180H188ZM25 182H29V181H25ZM49 182V183H50ZM63 182V181H62ZM61 182V184H63ZM35 183V182H33ZM59 183V182H58ZM190 183V182H189ZM242 183V182H241ZM25 184V183H24ZM32 184V183H31ZM42 184V183H41ZM213 184V183H212ZM227 185L229 183H226ZM47 185V184H46ZM64 185V184H63ZM190 185V184H189ZM216 185H218L215 182V188L217 187ZM223 185V184H222ZM238 185V184H237ZM243 185V184H242ZM261 185V184H260ZM4 186V185H3ZM33 186V184H32ZM39 186V185H38ZM44 186V184H43ZM187 186V185H185ZM211 186V185H210ZM226 186V185H224ZM236 186V185H235ZM11 187V186H10ZM28 187V186H27ZM34 187V186H33ZM191 187V186H190ZM221 187V185H220ZM227 187V186H226ZM35 188V187H34ZM38 188V187H37ZM36 188V189H37ZM40 188V187H39ZM65 188H68V186H66ZM214 188V187H213ZM231 188V187H230ZM236 188V187H235ZM32 189V188H31ZM35 189V191H36ZM188 189V188H187ZM206 189V188H205ZM226 189V188H225ZM12 189L9 188L8 184L6 186H4L3 188H0V229L6 228V229H15L16 227H26L25 229L22 230H12L10 231V233L12 234L13 238L15 241L17 240V244L15 246H13V249H20V250H27V254L24 257V259H22L20 262L21 264H33V258L36 254V252L34 253V251H36L35 246H40V248L42 247V250H39L38 253H40L39 255H44L45 257L49 256V253L47 254V252H45L46 248L48 247V245L50 244H46L49 240V238L47 237V234H45L43 231V225L42 223H38L36 224L33 219H30V216L32 217L34 215V211L30 210L29 203L30 201L28 200V196L23 195L20 192H10ZM16 190V189H15ZM20 190V189H19ZM22 190V188H21ZM34 190V189H33ZM39 190V189H38ZM66 190V189H65ZM63 191L62 194L59 195H63L64 197L60 196V198H58L60 201H64L65 204L71 206V197L68 195V193H66V191ZM199 190V189H198ZM211 190V189H210ZM209 190V191H210ZM221 190V189H220ZM240 190V187H239ZM24 191V190H23ZM207 191V190H205ZM225 191V190H224ZM227 191V190H226ZM232 191V190H231ZM234 191V190H233ZM250 192V191H249ZM21 193V195H20ZM31 193V191H30ZM33 193V192H32ZM35 193V192H34ZM46 193V191H45ZM196 193V191H195ZM203 193V192H202ZM207 193V192H205ZM212 193V192H211ZM218 193V192H217ZM227 193V192H226ZM229 193V191H228ZM25 194V192H24ZM192 194V191H191ZM210 194V193H209ZM213 194V193H212ZM234 194V193H232ZM238 194V193H237ZM29 195V193H28ZM58 195V194H57ZM206 195V194H205ZM219 195V194H218ZM235 195V194H234ZM263 195V194H262ZM33 197V196H32ZM220 197V196H219ZM234 197V196H233ZM237 197V196H236ZM236 197H234L236 200ZM240 197V196H239ZM35 198V197H34ZM222 198V197H220ZM204 199V198H203ZM209 199V198H208ZM207 199V200H208ZM211 199V198H210ZM213 199V198H212ZM231 199V198H230ZM238 199V197H237ZM249 199V198H248ZM263 199V198H262ZM32 200V199H31ZM97 200V197H96ZM95 200V201H96ZM205 200V199H204ZM239 200V199H238ZM236 200V202L238 201ZM247 200V199H245ZM214 201V200H213ZM212 201V202H213ZM93 202L92 200L90 201V203ZM99 202V201H97ZM148 202V201H147ZM211 202V201H210ZM218 202V201H216ZM235 202L234 205H237V203ZM239 202V201H238ZM242 202V201H241ZM215 203V202H214ZM222 203V202H221ZM234 203V201H233ZM246 203V201H245ZM249 203V202H248ZM251 203V202H250ZM229 204V203H228ZM231 204V203H230ZM214 205H220L218 204H214ZM232 206H234L233 204H231ZM35 206V205H34ZM94 206H96V204H94ZM149 206V205H148ZM100 207V206H99ZM125 207V206H124ZM224 207V206H222ZM227 207V206H226ZM224 207V209L226 208ZM230 207V206H229ZM236 207V206H235ZM242 207V206H241ZM246 206L243 207V209ZM32 208H34L32 206ZM39 208V207H37ZM101 208V207H100ZM248 207H246V210ZM35 209V208H34ZM42 209V208H41ZM79 209V208H78ZM126 209V208H125ZM129 209V208H128ZM251 209V208H250ZM63 214L61 216L60 222L62 225L65 226L66 230L65 232L70 233L72 232L74 235L73 237H78V240H80L83 244H86L88 246L89 240L87 239V235H88V231L91 229V226L96 223L94 221H96L98 219L100 210L99 209H94L91 213L90 211V216H92V219L90 218V221L84 223V224H79V211L73 207L71 209H68L67 207H63ZM92 210V209H91ZM222 210V209H221ZM232 210V208H231ZM230 210V211H231ZM41 211V210H40ZM102 211V210H101ZM130 211V210H129ZM34 212V213H33ZM89 212V211H88ZM229 212V211H228ZM41 213V212H40ZM42 213H44L42 211ZM234 213V212H233ZM239 213V210H238ZM103 214V212H102ZM225 214V213H224ZM235 214V213H234ZM223 216V215H222ZM238 216V215H237ZM243 216V215H242ZM35 217V216H34ZM37 217V216H36ZM22 218V220H25L24 223H19L18 221H20ZM140 218V219H141ZM170 218V217H169ZM223 218V217H222ZM20 219V220H19ZM39 219V218H38ZM70 219H73L72 222H70ZM139 219V218H138ZM172 219V218H171ZM190 218H188L189 220ZM100 220V219H98ZM97 220V221H98ZM175 220V219H174ZM193 220V219H192ZM195 220V219H194ZM140 221V220H139ZM146 221V220H145ZM145 221H140V222H136L135 223V234L138 238V248H139V254H140V260L142 261V264H151L152 263V259L150 257V254L145 246L144 243H146L147 241L145 240L146 238V233L145 230L143 229L145 227ZM168 221H171L168 219ZM42 222V221H41ZM188 223H190L188 221ZM47 224V223H46ZM176 224V223H175ZM41 225V227H40ZM70 226H72L71 229ZM95 226V225H93ZM97 226V225H96ZM46 228V227H44ZM93 228V227H92ZM81 229V231H80ZM57 231V229H55ZM9 231V230H8ZM1 232V231H0ZM6 232V231H5ZM4 232V233H5ZM51 232H49L50 234ZM71 233V234H72ZM54 234V233H53ZM10 235V237H12ZM69 237V236H68ZM71 237V236H70ZM48 238V239H46ZM63 239V238H62ZM73 239V238H72ZM72 239L69 240L68 243H72ZM13 240V242H15ZM74 240V239H73ZM10 239H9V243H10ZM145 241V242H144ZM12 242V244H13ZM6 243V242H5ZM53 244V243H52ZM56 244V243H54ZM111 244V245H112ZM71 244H69L70 246ZM44 246H47L46 248H43ZM53 246V245H52ZM67 246V245H66ZM71 247V246H70ZM39 248V249H40ZM51 248V247H50ZM89 248V247H88ZM33 249H35L33 251ZM91 249V248H90ZM90 249L88 251H90ZM38 250V249H37ZM68 250V249H67ZM112 250V249H111ZM48 251V249H47ZM70 251V250H69ZM2 253V252H1ZM55 253V252H54ZM58 253V252H57ZM52 254V253H51ZM87 254V252H86ZM73 255L74 257H77L76 259L80 262H82L83 264H96L95 263V259L93 261H91L90 257L88 255ZM51 256V255H50ZM54 256V255H53ZM94 256V255H93ZM96 256V255H95ZM94 256V257H95ZM103 256V255H102ZM110 256V255H109ZM39 257V256H36ZM56 257V256H54ZM97 257V256H96ZM95 257V258H96ZM104 257V256H103ZM52 258V257H51ZM116 258V256H115ZM7 259V256L4 254L0 255V264H7L4 261ZM40 259V258H39ZM50 259V258H49ZM57 259V258H56ZM103 259V258H102ZM111 259V258H110ZM9 260V259H8ZM36 260V259H35ZM34 260V261H35ZM105 260V259H104ZM52 262H54L53 260H51ZM74 261V260H73ZM62 262V261H61ZM75 262V261H74ZM111 262V261H110ZM229 262V261H228ZM39 263V262H38ZM42 263V262H41ZM59 263V262H58ZM230 263V262H229ZM63 264V262H62ZM81 264V263H80ZM113 264V263H112Z\"/></svg>",
    "mask_w": 264,
    "mask_h": 264
},
{
    "label": "built area",
    "instance_id": "3",
    "mask_svg": "<svg viewBox=\"0 0 264 264\" xmlns=\"http://www.w3.org/2000/svg\"><path fill=\"white\" fill-rule=\"evenodd\" d=\"M191 113H193V111H191Z\"/></svg>",
    "mask_w": 264,
    "mask_h": 264
}]
</instances>
